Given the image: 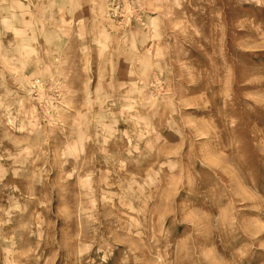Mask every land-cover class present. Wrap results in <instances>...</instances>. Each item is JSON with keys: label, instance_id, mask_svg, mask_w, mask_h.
Segmentation results:
<instances>
[{"label": "rangeland", "instance_id": "rangeland-1", "mask_svg": "<svg viewBox=\"0 0 264 264\" xmlns=\"http://www.w3.org/2000/svg\"><path fill=\"white\" fill-rule=\"evenodd\" d=\"M0 264H264V0H0Z\"/></svg>", "mask_w": 264, "mask_h": 264}]
</instances>
